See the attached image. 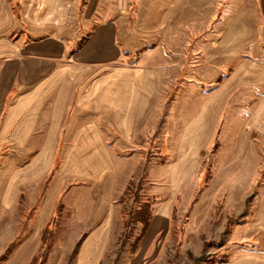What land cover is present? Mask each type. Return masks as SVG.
<instances>
[{
  "label": "crops",
  "instance_id": "1",
  "mask_svg": "<svg viewBox=\"0 0 264 264\" xmlns=\"http://www.w3.org/2000/svg\"><path fill=\"white\" fill-rule=\"evenodd\" d=\"M151 141L173 191L211 169L196 210L217 192L243 207L257 192L244 221L264 246V0H0L9 206L108 184L120 152Z\"/></svg>",
  "mask_w": 264,
  "mask_h": 264
},
{
  "label": "rangeland",
  "instance_id": "2",
  "mask_svg": "<svg viewBox=\"0 0 264 264\" xmlns=\"http://www.w3.org/2000/svg\"><path fill=\"white\" fill-rule=\"evenodd\" d=\"M158 147L151 141L149 150L133 146L120 152L123 161L108 184L73 186L51 205L45 201L42 209L23 206L32 202L26 198L18 206L7 204L9 166L1 165L0 264H232L243 255L264 254V246L251 239L249 221H244L257 192L245 201L246 207L241 202L227 204L226 193L217 192L210 206L196 210L212 180L211 169L204 170V179L192 176L173 191L167 162L156 159L164 155ZM259 178L264 179V171ZM148 221L153 222L151 233L132 250ZM79 228L102 230L93 240L82 234L86 239L74 255L80 239L73 236L80 235Z\"/></svg>",
  "mask_w": 264,
  "mask_h": 264
},
{
  "label": "trees",
  "instance_id": "3",
  "mask_svg": "<svg viewBox=\"0 0 264 264\" xmlns=\"http://www.w3.org/2000/svg\"><path fill=\"white\" fill-rule=\"evenodd\" d=\"M149 226V221L145 223V225H143V229L141 231V234L139 235V237L135 240V242L133 243V246H132V250H135L137 248V246L139 245L143 235L145 234L147 228ZM125 231V230H124ZM125 239V238H124ZM84 239H80L79 242L77 243L75 249H74V255H77L78 252H79V249H80V246L82 244ZM17 241V240H16ZM125 241V240H124Z\"/></svg>",
  "mask_w": 264,
  "mask_h": 264
}]
</instances>
